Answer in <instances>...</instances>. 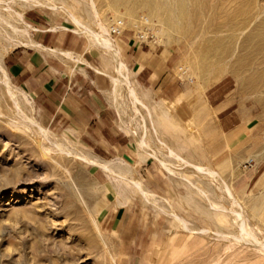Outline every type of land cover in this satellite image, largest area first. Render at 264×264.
<instances>
[{"label": "rangeland", "instance_id": "1", "mask_svg": "<svg viewBox=\"0 0 264 264\" xmlns=\"http://www.w3.org/2000/svg\"><path fill=\"white\" fill-rule=\"evenodd\" d=\"M255 1L257 8L264 11V0ZM26 2L0 1V16L9 21L1 23L5 30L0 34L1 62L5 66L6 55L16 48L13 43L25 40L21 30L27 24L32 39L37 28L63 30L79 37L85 49L93 53L98 70L110 76L111 86L105 95L115 117L112 127L116 137L113 133L106 135L105 148H87L73 129L56 131L45 123L31 96L9 73L12 87L23 90L29 100L22 94L13 97L0 80V264H122L123 237L119 239L99 222L101 214L110 207L122 208L125 225L133 223L131 237L147 242L135 246L143 264H260L262 258L264 264L263 249H254L248 243L243 251L237 244L232 251L225 252L226 241L219 235L228 227H237L227 224L231 218L224 212L219 216L222 219L213 220L207 215L210 199L229 205L226 183L243 201L262 200L260 208L246 206L245 214L256 239H264V92L259 95L246 88L243 95L232 74L205 86L221 71V67L207 69L204 57L209 51L210 36L192 45L187 34L176 30L160 32L163 24L145 10L126 15L125 7H116L113 0H96L95 7L89 0H54L67 5L83 25L95 31L99 30L100 21L109 29L113 19H126L128 30L122 36H112V40L120 45L129 78L116 82L113 77L120 74L109 49L77 31L71 19L57 8L27 7ZM95 9L100 17L95 15ZM17 12L23 13V20L14 14ZM32 14L39 16V24L29 19ZM142 15L156 26L157 39L151 46L137 50L131 43L137 39L133 29L139 26ZM219 19L222 17L217 19L220 23L224 20ZM7 49L10 50L6 52ZM138 51L145 56L140 64L135 61L139 59ZM72 54L81 58V54ZM150 61L165 68L157 70L153 85L142 84L137 79L138 67ZM130 86L144 98L147 107L133 98ZM218 93L221 94L217 96ZM222 98L232 104L222 115L232 112L237 116L236 124H240L230 132L223 131L220 111H214ZM203 111L210 115H203ZM40 125L48 130L47 136L39 130ZM168 146L190 163L215 169L221 178L178 161L170 155ZM80 152L115 160L118 177L73 155ZM160 159L167 161L175 173L169 172ZM121 160L125 163L121 164ZM148 169L157 173L150 174ZM83 175L88 178L85 188L80 181ZM135 181L142 184L149 196L137 189ZM191 182L207 192V196L197 194L195 206L187 201ZM173 212L187 219L191 231Z\"/></svg>", "mask_w": 264, "mask_h": 264}, {"label": "bare ground", "instance_id": "2", "mask_svg": "<svg viewBox=\"0 0 264 264\" xmlns=\"http://www.w3.org/2000/svg\"><path fill=\"white\" fill-rule=\"evenodd\" d=\"M26 1L27 7L40 5L48 8H57L58 10L66 14L67 17H69L71 21L76 25L77 31L86 34L89 38H91L92 41L103 44L107 49L112 52V55L114 57L113 60H115L114 63H116L117 71L119 72L118 74H120L119 77H113L114 81L117 82L118 80L129 78L126 63L123 61L121 56L120 45L116 42V40H112V36L110 34V27L108 29V27L102 21H100L98 24L99 30L95 31L83 25L79 20L78 16L76 15V12L74 13V11L71 10L67 5L57 4L54 2V0ZM89 1L90 5L92 4L95 7L96 0ZM256 2L257 1L255 0H113V4L116 7L119 5H123L125 7L126 15H132L139 10H145L151 17L156 18L163 24V27L161 28L160 32L165 33L171 30H176L178 32L187 34L191 38L189 39L192 45L195 44L196 46L197 42H201L204 38L207 39L210 36L208 45L209 51L204 57L207 60V69H210V71H212L216 67H221V71L216 77L205 83L206 87L217 82V80H219L225 74H232L237 80L239 91L243 93L245 91H243V89L249 88L250 90L253 89L256 94H259L264 92V11H260L259 8H257L258 6ZM94 11L95 15L97 17H100L99 12L96 9ZM9 13H11L10 10H8V14ZM14 14H16L19 19L23 20L22 12H17ZM221 17L222 20L224 19L223 22H217V19ZM219 20L222 21L221 19ZM3 22L9 23L7 19L0 16V34H2L1 31L4 30V28L1 27V23ZM147 22L149 23L148 19ZM24 23L27 24L26 22ZM29 25L30 24H27L28 27L21 30L23 33L22 36L25 37V40H18L17 38L16 40L18 41L16 43H13L12 47H17L19 45H32L35 47L41 46L39 43H37L31 38L28 30ZM15 30H17V27H15ZM248 30L249 32L245 34V32H247ZM10 49H7L6 52H8ZM65 54H67L69 58H74V55L70 52L65 51ZM0 80L7 86L9 93L13 97H17L18 94H22L29 100L27 94L23 90L12 87L8 72L4 64L1 62V59ZM130 93L133 98L138 100L141 105L147 107L144 98H141L135 92L133 86H130ZM241 95L238 96L242 97ZM224 106L225 105L219 108H215L214 111L218 113L224 108ZM147 110L148 112L151 111L150 109ZM202 113L206 116L210 115L204 113V111ZM30 120L33 122V125H37V122L34 123V120H32V118ZM39 130L42 131L43 135H48V130L42 127L41 125L39 126ZM142 143L143 142H141V144ZM58 147L61 149L62 146ZM168 152L178 161L183 162L185 164H191L196 168V170L200 172H207L210 174V176L212 175L216 178H221L219 177L220 174L215 169L197 163H190L177 150L169 146ZM80 153L73 155L88 164L101 167L109 174L118 177V167L116 166L117 164L115 160H105L100 158L99 156ZM153 155L158 157L156 152H153ZM160 162L167 170H169V172H171L172 174L175 173V171L172 169V167L167 161L160 159ZM120 163L124 164L125 161L121 160ZM80 177L81 184L85 188V179L88 178L84 175ZM134 184L138 187H136L137 189H140V192H142L144 196H149L150 193L143 188L140 182L135 181ZM190 184L191 188L187 192V201L188 203L195 206L198 204L197 194L207 196V192L201 186L193 182H191ZM224 187L225 192L230 199L228 206L220 205L218 202L210 199V212L207 213V209H204L201 206L200 208L203 210L204 214L207 213V215L213 220H216L218 218L222 219V217L219 216L221 212H224L225 215L231 218V220H229L227 224L236 225L235 227H237V230L228 227L227 230H223L221 235H219L226 241L224 246L225 252L232 251L237 244L242 246L239 250L243 251L244 249H246L245 245L247 243L251 244L254 249L261 248L264 251V239H256V234L254 235L253 229L249 226L247 222L249 218L247 219L245 214L246 206L248 207V205H252V207L254 208H260V205L263 204L262 200H260L259 198H249L243 201L238 198L233 187L226 183ZM172 214L179 222H181V224L187 230L191 231L188 226L189 222L187 221V219H185L177 212H173ZM95 224L99 233H101V229L96 219ZM201 230H203V232L205 231L204 229ZM232 255L233 254H230V257ZM261 260L259 261L260 264Z\"/></svg>", "mask_w": 264, "mask_h": 264}, {"label": "crops", "instance_id": "3", "mask_svg": "<svg viewBox=\"0 0 264 264\" xmlns=\"http://www.w3.org/2000/svg\"><path fill=\"white\" fill-rule=\"evenodd\" d=\"M38 18L37 14H32L29 19L39 24ZM33 39L41 46L20 45L6 55L5 68L11 79L31 96L39 117L54 130L73 129L81 144L87 148H105L104 138L114 134L112 125L115 121L105 95V91L111 86L110 76L98 70L93 53L85 49L84 43L74 34L58 29L37 28ZM132 45H136L137 50L144 46L137 41L132 42ZM65 51L81 54L82 59L75 55L74 58H69ZM143 57L145 56L139 54L136 63H142L140 61ZM169 59L170 56L166 57L165 62ZM149 63L138 67L137 79L142 84L153 85L158 78L157 70H163L165 65L151 64V61ZM226 99L217 101L216 108L225 105L218 117L223 131L230 132L240 124H236L237 116L232 112L222 115L232 105ZM106 145L113 147L111 143ZM148 172L157 173L151 169ZM172 185V182L168 185L170 190ZM124 212L120 207L106 209L99 218L100 225L108 232L115 233L118 238L123 237L120 241L122 264H143V257L137 255L135 246L145 245L147 242H138L131 237L133 223L125 225ZM154 234L155 232L153 236Z\"/></svg>", "mask_w": 264, "mask_h": 264}, {"label": "built area", "instance_id": "4", "mask_svg": "<svg viewBox=\"0 0 264 264\" xmlns=\"http://www.w3.org/2000/svg\"><path fill=\"white\" fill-rule=\"evenodd\" d=\"M111 36H122L127 30V21L124 17L113 19L109 25ZM136 41L141 45H149L157 39V29L147 22L146 16L140 18L139 26L133 29Z\"/></svg>", "mask_w": 264, "mask_h": 264}]
</instances>
